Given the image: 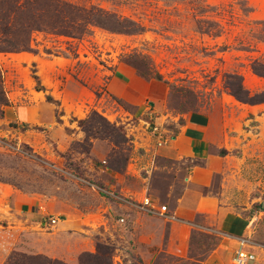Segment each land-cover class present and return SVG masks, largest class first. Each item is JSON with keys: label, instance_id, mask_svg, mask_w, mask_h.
<instances>
[{"label": "rangeland", "instance_id": "obj_1", "mask_svg": "<svg viewBox=\"0 0 264 264\" xmlns=\"http://www.w3.org/2000/svg\"><path fill=\"white\" fill-rule=\"evenodd\" d=\"M67 1L93 10L84 35L36 32L35 53L0 54L9 101L0 107V264H81L98 243L112 248L111 264H200L218 245L216 232L194 231L186 254H174L164 217L143 215L134 223L123 204L91 185L106 186L114 180L109 173L131 183L141 149L161 146L152 127L168 140L201 114L228 133L229 154L264 189V103H241L226 87V76L236 74L252 94L264 90V78L251 68L264 62V0ZM118 72L162 91L149 95L162 102L145 115L151 125L108 94L106 82ZM130 102L129 109L140 105ZM24 111L31 122L19 119ZM107 123L127 140L108 137ZM193 165L173 170L184 174ZM167 174L156 170L153 177L160 205H167Z\"/></svg>", "mask_w": 264, "mask_h": 264}, {"label": "crops", "instance_id": "obj_2", "mask_svg": "<svg viewBox=\"0 0 264 264\" xmlns=\"http://www.w3.org/2000/svg\"><path fill=\"white\" fill-rule=\"evenodd\" d=\"M125 75L121 72L113 74L106 82L107 92L121 103L127 114L149 125L151 122L145 120V115L160 109L162 102L152 97H157L162 91H151L150 87L140 86ZM133 99L140 105L129 109V106L133 108L130 104ZM19 119L31 122L25 111L20 113ZM156 121L161 124L163 117H157ZM214 125L212 119L201 114L196 120L189 119L178 128L177 133H169L171 140L163 136L161 146L141 149L131 183L118 173H109L114 180L106 181L104 187L124 198L125 201L117 203L123 204L125 216L137 223L141 221L139 216L149 215L140 204L144 197L159 204L153 180L156 170L168 169L170 174H167L169 178L166 179L167 192L164 196L168 207L164 217L168 226V250L184 256L194 231L216 232L221 239L200 264H233L236 252L241 248L255 256L248 264H264L262 182L250 178L246 168L229 154L228 133L222 134ZM216 146H222L226 153L217 154ZM161 161L169 164L162 165ZM186 161L194 162V165L183 168L184 174H177L181 169L175 173L174 167L184 165ZM255 191L262 194L256 195ZM19 197L24 196L14 194L15 199Z\"/></svg>", "mask_w": 264, "mask_h": 264}, {"label": "trees", "instance_id": "obj_3", "mask_svg": "<svg viewBox=\"0 0 264 264\" xmlns=\"http://www.w3.org/2000/svg\"><path fill=\"white\" fill-rule=\"evenodd\" d=\"M94 15L93 10L67 0H0V53H35L33 35L36 32L80 37L85 34L89 23L94 21ZM251 68L255 75L264 78L263 61H254ZM226 87L231 95L241 103L248 105L264 103V90L252 94L244 86L243 78L240 75L228 74ZM8 104L9 101L0 85V107ZM1 115H3V110L0 108ZM91 120L93 119L82 121L81 126L87 122L89 124ZM107 124L109 126L108 137L116 139L114 141L117 144L127 140L121 127ZM87 131L92 132L91 124L88 125ZM31 259H37V257ZM111 260L112 248L102 243H98L96 253H85L80 258L81 264H111ZM49 263L66 264L59 260H51Z\"/></svg>", "mask_w": 264, "mask_h": 264}, {"label": "built area", "instance_id": "obj_4", "mask_svg": "<svg viewBox=\"0 0 264 264\" xmlns=\"http://www.w3.org/2000/svg\"><path fill=\"white\" fill-rule=\"evenodd\" d=\"M151 133L156 137V143L158 145L163 144V132L160 130L159 126L152 127ZM170 137L168 140H171ZM92 189L97 191L100 195L108 200H113L116 202L125 201L122 196H120L116 191L106 188L99 185H91ZM141 207L147 214L157 215L166 217L168 213V207L166 205H159L156 202H153L149 197H144L140 203ZM59 221L58 218H50L51 224H56ZM124 221V219H122ZM255 259L254 254L244 250L243 248L239 249L236 252V256L233 259V264H248Z\"/></svg>", "mask_w": 264, "mask_h": 264}]
</instances>
